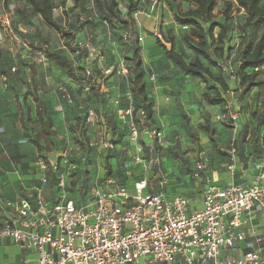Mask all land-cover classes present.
Here are the masks:
<instances>
[{"label": "rangeland", "instance_id": "374dc122", "mask_svg": "<svg viewBox=\"0 0 264 264\" xmlns=\"http://www.w3.org/2000/svg\"><path fill=\"white\" fill-rule=\"evenodd\" d=\"M154 1L156 9L160 5V12L164 10L163 17H160L161 22H157L162 39L156 38L155 35L153 37L157 45L163 48V42L175 43L176 40L179 45L182 44L191 29L185 24L187 20L183 19L182 15L195 9L196 5L188 0ZM60 4V0L55 3L57 19L62 17V14L67 16V11H71L70 6L63 12L59 8ZM7 5L8 3L6 8ZM13 5L19 11H27L22 1L14 0ZM140 5L144 4L140 2ZM228 8L229 18H226L225 12ZM120 10L122 18H116L114 24H109L100 16L96 4L91 0L88 9L73 12L78 16L72 20L71 26L66 24L62 27L61 32H46L40 25L33 27L37 30V37L53 39L54 43L58 42L60 48L65 45L71 52L69 70L77 76L76 80L87 83L93 81L84 77V69L92 70L98 77L105 78L102 71L114 67L115 72L110 77L113 79L110 84L119 89L116 95L112 92H100L95 96L94 93L84 92L90 104L86 105L85 114L71 128L70 144L65 145L69 150L68 158H61L56 164L58 182L64 180V189H60L62 194L75 195L81 204H85L91 199L96 186L104 188L113 185L109 183H115L132 190L136 183L146 181L157 190L160 189V183L163 191L172 195H185L187 189L195 188L196 182L213 180L211 177L214 174L221 178L225 174L234 173L236 164L240 167H247L249 163L264 164V121H260L264 104V80L258 77L250 81L240 73L242 52L264 35V29L256 31L248 25L244 10H239L234 1L219 0L212 22L205 26L206 30L212 27L214 40H210L207 48L201 52L197 50L199 48L196 45H187L195 55L200 54L206 58L205 63L212 71L223 72L230 85L229 92H222L223 102L211 106L206 102L205 94L214 97L218 92L216 85L211 81L203 83L199 78H193L191 81L198 85L197 94L193 92L184 95L188 80L179 79V69L164 52L160 58L159 82L168 79L167 82L171 83L169 94L165 97V103L171 105L170 119L169 124H163L157 117L154 123H150L141 106V99L135 98L132 92L130 70L133 65L129 61L132 57L131 45L136 44L141 48L150 95H153L158 86L155 75L151 74L152 57L147 53L143 56L146 45L140 41L141 36L136 28L137 13L132 16V29L126 30L123 27V5H120ZM75 23L85 24L88 31L77 32ZM185 26L186 30L183 29ZM176 28L178 32L175 34ZM226 28V39L221 44L217 37ZM16 32L19 34L17 36L22 38L32 37L23 34L19 28ZM177 50L180 49L177 47ZM62 51L65 50L61 48L59 52L52 50L50 53L63 55L65 52ZM192 58L193 54H190L187 59ZM120 64L127 66L128 75L118 74ZM63 67L66 68L64 65ZM167 75L170 78H167ZM237 79H240L239 82ZM182 95L188 96V104H181L179 97ZM72 96L73 103H66L75 108L81 107L85 98L73 94ZM116 101L119 106L118 114L112 117L119 120H111L104 125L102 120L95 119L97 111L99 113L100 110L99 106L111 107ZM131 106L135 112L132 121L138 130L136 139H133L132 135L131 118L124 115L126 108ZM90 110L95 112V118L88 122L86 113ZM109 110L114 111L112 107ZM207 129L214 131L212 139ZM155 130L161 137H153L152 131ZM199 164L204 165L206 174H200L197 178L195 173ZM106 165L112 167L110 177L106 176Z\"/></svg>", "mask_w": 264, "mask_h": 264}, {"label": "built area", "instance_id": "2783aa9c", "mask_svg": "<svg viewBox=\"0 0 264 264\" xmlns=\"http://www.w3.org/2000/svg\"><path fill=\"white\" fill-rule=\"evenodd\" d=\"M154 35L162 39L158 31ZM114 72V67L103 70L105 77ZM255 72L264 77V63ZM118 74L128 75L127 66L120 64ZM92 77L86 70L85 78ZM58 90L73 103L63 85ZM84 90L89 93L91 84ZM124 115L131 118L136 139L134 109ZM94 118L95 112L88 111L86 120ZM152 135L161 137L156 130ZM41 169L47 173V164L42 162ZM204 169L199 164L195 177ZM109 184L96 186L85 204L64 193L52 204L41 195L35 205L28 199L6 202L15 218L0 228V237L33 255L26 264H264V240L253 236L249 241L247 230L256 214L264 213L263 165L249 185L208 187L200 208L183 196L167 199L147 192L146 181L133 190Z\"/></svg>", "mask_w": 264, "mask_h": 264}, {"label": "crops", "instance_id": "0c3cea01", "mask_svg": "<svg viewBox=\"0 0 264 264\" xmlns=\"http://www.w3.org/2000/svg\"><path fill=\"white\" fill-rule=\"evenodd\" d=\"M90 1L88 0L84 9H88ZM135 1L138 3L135 17L136 28L146 45L143 56L146 53L151 55L153 72L151 74L155 75V81L158 82L157 90L152 95L155 100V118L157 117V120L159 118L163 124H169L171 105L165 103V97L169 94L171 83L167 82L168 79L159 82L160 58L164 52L168 53L172 50L182 54L186 59L190 54L194 57L195 53L185 41H182L180 45L177 40L175 43L171 41L165 44L163 42V48H160L153 37L159 30L157 22H161L160 17H163L164 10L160 12V5L156 9L154 0ZM13 2L14 0H9L6 8V1L0 0V228L15 218V212L5 207L6 202L14 203L28 199L35 205L38 195L51 204L57 201L62 190L58 182L59 174L56 164L59 159L68 158L69 150L65 148V145L70 144L71 128L85 114L86 105L90 104L84 94V86L88 83L76 80L77 76L73 74L74 72L49 58V54H53L50 53L52 50L59 52V49L63 48L65 51L62 53H65L61 56L66 57L70 62L71 52L66 49L65 45L60 48L58 42L54 43L53 39L37 37V30L33 27L40 25L45 31L50 32L53 29L48 27L39 15L32 13L28 6L25 5L27 11L24 13V11L17 10ZM57 2L59 0H55V3ZM140 2L144 5L141 6ZM66 6L63 7L60 4L59 8L66 12L71 6V11H67V16L62 14V17L57 19L56 9L54 11L55 20L62 27L66 24L70 25L72 20L78 16L73 12L80 10L74 9L71 0L67 1ZM74 27H78V31L84 30L85 33L88 31L83 23H77V25L75 23ZM18 28L23 34L32 36L31 39L17 36ZM177 32L178 28L175 29V34ZM177 47L180 50H177ZM170 61L172 63L171 59ZM178 75L179 79L187 78L188 80L184 95L193 92L197 94L198 85L191 81L193 77L185 76L181 72ZM166 77L170 78L169 75ZM108 79L110 77H105L103 80L97 78L90 84L93 83L92 86L99 89L101 93L118 94L119 89L110 84L113 79ZM60 85H63L71 96L73 94L85 98L82 106L75 108L68 105L64 95L58 90ZM184 95L179 99L182 100L181 104L186 105L190 99L188 100V96L183 97ZM116 103L118 102L111 105L115 115L118 114L119 109ZM111 107L99 106L100 110L99 113L97 111L95 119L102 120L104 125L113 120L112 111L109 110ZM128 109L127 107L126 111ZM87 114L88 112L86 116ZM114 119L119 120L117 117ZM42 162L48 166L47 173L41 169ZM262 165L264 166L261 163L254 165L249 163L247 167L246 165L240 167L236 164L234 173L225 174L221 178L218 174H214L211 177L213 180L203 183L196 182L195 188L187 189L185 195H172L163 191L160 183L158 190L147 183L146 191L163 194L167 199L183 196L191 201L193 207L200 208L202 195L208 187H227L232 184L249 185ZM201 174H206V172ZM45 178L46 182H44ZM67 197L78 201L75 195L68 194ZM247 230L251 232L249 241L253 240L251 239L253 236L264 240V213L256 214ZM32 258L33 255L30 252L23 251L12 239L0 237V264H26Z\"/></svg>", "mask_w": 264, "mask_h": 264}, {"label": "trees", "instance_id": "16d2710c", "mask_svg": "<svg viewBox=\"0 0 264 264\" xmlns=\"http://www.w3.org/2000/svg\"><path fill=\"white\" fill-rule=\"evenodd\" d=\"M8 3L9 0H5ZM25 3L28 6L32 13L37 14L41 17L43 22L50 27L51 29L61 32L62 26L57 23L54 17V11L56 9L55 0H19ZM68 0H61V6L65 7ZM74 9H84L87 5L88 0H71ZM196 5L195 9H191L182 15L183 19H186L185 24L191 27L188 37H185L184 41L186 43H191L196 45L199 49L204 50L207 48L210 40H214L213 29L206 30V27L210 22H212L214 17V10L217 6L219 0H188ZM239 10H244L246 14V22L248 25L256 31L264 29V3L263 0H234ZM100 16L103 20L109 24H114L116 18H122V12L120 10V5L124 6L125 15L123 21V27L126 30L132 29L133 25V15L138 11V3L135 0H94ZM226 18H229V8L225 12ZM228 28L221 31L219 34L218 41L219 43H224L226 39ZM80 32V31H77ZM132 48V57L129 59L131 65V83H132V92L135 98L141 99V106L144 108L145 115L147 120L150 123H154L155 120V100L154 97L148 94L147 82H146V72L143 65V57L141 54V48L136 44L131 45ZM221 53L223 51H220ZM168 57L172 60L175 66L179 71L189 77L199 78L203 83L207 81L213 82L218 91L217 94L212 97L209 94H205V100L211 106L223 102L221 95L222 92H229V82L224 77L223 72L215 73L211 70L210 66L205 63L206 58L202 57L200 54L195 55L191 60L186 59L182 54L175 51H170L167 53ZM49 58L54 59L58 63L66 66L70 69L71 64L66 57H62L58 53L49 54ZM264 63V35L260 39L249 45L243 52L242 58L240 61V73L244 78L254 80L256 78L264 77L255 72V68ZM86 71V69H84ZM84 71V72H85ZM93 73V77L90 79H100ZM103 74V71H102ZM114 73L107 77H112ZM85 77V73H84ZM105 77V76H104ZM238 80V79H237ZM240 80V79H239ZM238 80V82H239ZM91 83V82H90ZM96 83V82H95ZM91 84V90L89 93H94L95 96H98L100 90L94 88ZM96 87V86H95ZM101 97V96H100ZM262 113L260 115V121H264V104L262 107ZM112 116L115 115V112H111ZM113 120L114 117H113ZM212 139L214 131L212 129H207ZM106 176L110 177L112 174V167L106 165L105 168Z\"/></svg>", "mask_w": 264, "mask_h": 264}]
</instances>
